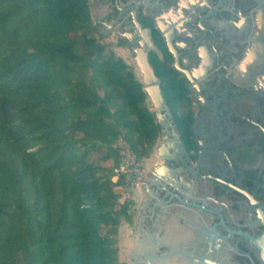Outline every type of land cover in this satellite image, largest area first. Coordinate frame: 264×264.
Returning a JSON list of instances; mask_svg holds the SVG:
<instances>
[{
  "label": "trees",
  "instance_id": "16d2710c",
  "mask_svg": "<svg viewBox=\"0 0 264 264\" xmlns=\"http://www.w3.org/2000/svg\"><path fill=\"white\" fill-rule=\"evenodd\" d=\"M102 37L89 0H0V264H123L134 201L111 167L119 142L148 157L158 124Z\"/></svg>",
  "mask_w": 264,
  "mask_h": 264
},
{
  "label": "flooded vegetation",
  "instance_id": "af4514ba",
  "mask_svg": "<svg viewBox=\"0 0 264 264\" xmlns=\"http://www.w3.org/2000/svg\"><path fill=\"white\" fill-rule=\"evenodd\" d=\"M191 1L94 0L101 35L113 36L136 68L139 49L147 52L169 114L144 158H155L146 176L162 163L158 147L171 144L160 173L181 193L178 201L162 185L144 192L148 209L126 223L122 262L264 264L251 240L264 233V0H200L215 13L202 24L219 32H205L197 43ZM167 23L179 68L159 30ZM167 87L180 99L175 109ZM180 114L191 117L186 138L174 118Z\"/></svg>",
  "mask_w": 264,
  "mask_h": 264
},
{
  "label": "water",
  "instance_id": "95a60500",
  "mask_svg": "<svg viewBox=\"0 0 264 264\" xmlns=\"http://www.w3.org/2000/svg\"><path fill=\"white\" fill-rule=\"evenodd\" d=\"M191 7L193 12H198L199 15L196 17V20L191 22L190 26L198 28L199 31H201V35L196 36L194 38V43H197L200 41V39L203 37V34L205 32H208L211 35H214L215 33H218V30H213V26L210 24L208 26H204L202 24L203 20H208L215 15L212 11H204L202 7V3H200V0L191 1ZM159 30L165 40V43L168 47L169 52L173 55L174 61H175V67L179 68L178 66V54L177 49L175 46V40H174V29L172 27V24L169 25V23L164 24L163 26H159ZM148 32V30L146 29ZM223 32H221L222 34ZM140 52V60L136 61V65L138 68V73L140 77L141 87L143 92L146 94L147 101L149 105L151 106V109L153 110V116L157 124L160 126L164 125V118L165 114H169L168 107L164 103L162 94L159 89V82L156 76L153 73L152 68L150 67L146 54L147 52L143 49H139ZM164 111V113H162ZM164 130V129H163ZM178 139V138H176ZM171 147V144H167L166 146L161 145L158 147V154L161 158L162 163L157 164L153 166L148 171V177L145 179L144 183L141 185L143 188V192H147L149 190L150 186H155L156 188L160 185L164 186L161 190L166 193V195L174 196L180 201L179 197H181V193L178 189H175L172 187V185L166 180V178L160 173V170L167 169V160L164 158V154H166L167 149ZM178 147V145H177ZM181 204H185L180 202ZM263 225H264V219H262ZM246 235V234H244ZM202 236V235H201ZM248 236V235H246ZM251 238V237H250ZM202 239L200 238L199 241ZM253 244L257 248V250L260 252V255L262 257L263 263H264V233L261 236L259 240L251 238Z\"/></svg>",
  "mask_w": 264,
  "mask_h": 264
},
{
  "label": "built area",
  "instance_id": "2783aa9c",
  "mask_svg": "<svg viewBox=\"0 0 264 264\" xmlns=\"http://www.w3.org/2000/svg\"><path fill=\"white\" fill-rule=\"evenodd\" d=\"M111 168L114 176L122 178L128 190L140 187L147 178L145 159L124 142L118 143V159Z\"/></svg>",
  "mask_w": 264,
  "mask_h": 264
},
{
  "label": "rangeland",
  "instance_id": "374dc122",
  "mask_svg": "<svg viewBox=\"0 0 264 264\" xmlns=\"http://www.w3.org/2000/svg\"><path fill=\"white\" fill-rule=\"evenodd\" d=\"M89 2H90L91 7H92L91 9H93L94 8L93 7L94 6V0H89ZM94 15L95 14L93 13V15H92V19L93 20L95 19L94 18L95 17ZM114 40L115 39H114L113 36L107 37V36H104L103 35V37L101 38V42L106 45V49L107 50H110V51L114 52L116 55L120 56L127 64L130 65V67H131L132 71L134 72V74L137 77H139L136 66L130 61L129 58H127L125 56L124 53H122L118 48L115 47V41ZM153 161H155V158H154V156H151L150 159L145 160V163H146V165H149V163H151ZM118 190H121V189L118 188ZM128 191H130V190H128ZM122 196L125 197L126 194H124L122 192ZM123 197L121 199H123ZM125 227H126V222H123L121 224V226L119 227V229H118V239H119V241H118V247H119V257H120V260H123V258H124L123 253H124L125 247L127 245L126 244V240H125V237H126L125 236L126 235V230H125L126 228ZM119 230H120V233H119Z\"/></svg>",
  "mask_w": 264,
  "mask_h": 264
},
{
  "label": "crops",
  "instance_id": "0c3cea01",
  "mask_svg": "<svg viewBox=\"0 0 264 264\" xmlns=\"http://www.w3.org/2000/svg\"><path fill=\"white\" fill-rule=\"evenodd\" d=\"M93 7L94 8L91 9L92 7H91V4L89 2V9H90L91 18H92L93 13L95 14V9H96L95 8V2H94ZM199 34H200V32L197 31L195 35H199ZM191 40H193V39L191 38L190 41ZM143 194H144V192H143L142 186L130 190V197L134 201L133 210H132V220L139 219L141 212L143 213L148 209L146 207L148 203H147V200L145 199ZM141 218H142V216H141ZM119 233H120V230H119Z\"/></svg>",
  "mask_w": 264,
  "mask_h": 264
}]
</instances>
